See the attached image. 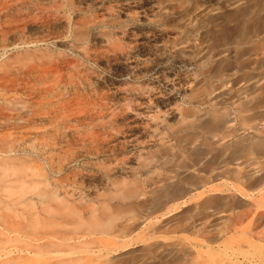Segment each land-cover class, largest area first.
<instances>
[{
    "label": "rangeland",
    "instance_id": "1",
    "mask_svg": "<svg viewBox=\"0 0 264 264\" xmlns=\"http://www.w3.org/2000/svg\"><path fill=\"white\" fill-rule=\"evenodd\" d=\"M0 264H264V0H0Z\"/></svg>",
    "mask_w": 264,
    "mask_h": 264
},
{
    "label": "crops",
    "instance_id": "2",
    "mask_svg": "<svg viewBox=\"0 0 264 264\" xmlns=\"http://www.w3.org/2000/svg\"><path fill=\"white\" fill-rule=\"evenodd\" d=\"M195 95L198 98L191 99L190 101L192 103L190 102V104H188V106L186 105L185 109L182 110V113H184V117L186 119H193L197 116L206 115V123L208 125L218 126L220 123H223L219 114L224 113L225 110H218L213 107V102L211 98L208 97L210 93L208 91L201 90L198 91ZM254 114L255 113L252 109H248V111L245 112V115H247L249 122H255L256 118Z\"/></svg>",
    "mask_w": 264,
    "mask_h": 264
}]
</instances>
